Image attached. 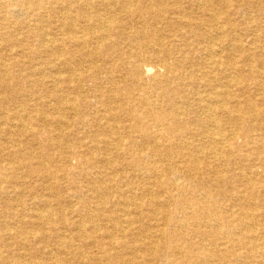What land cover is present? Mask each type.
<instances>
[{
    "label": "bare ground",
    "instance_id": "bare-ground-1",
    "mask_svg": "<svg viewBox=\"0 0 264 264\" xmlns=\"http://www.w3.org/2000/svg\"><path fill=\"white\" fill-rule=\"evenodd\" d=\"M255 11L0 0V264H264Z\"/></svg>",
    "mask_w": 264,
    "mask_h": 264
},
{
    "label": "rangeland",
    "instance_id": "rangeland-1",
    "mask_svg": "<svg viewBox=\"0 0 264 264\" xmlns=\"http://www.w3.org/2000/svg\"><path fill=\"white\" fill-rule=\"evenodd\" d=\"M254 14L256 15V17H258V22H257V23H258L259 26H258L257 28L260 27L261 29H263V28H264V22L261 21L262 14L258 13V11H255ZM246 15H247V16H246ZM249 16H250V15H249ZM249 16H248V14H245V16H244V15H243V16H240V18L243 19V20H245V21H248L249 18H250ZM259 31H260V30H259ZM260 32H261V31H260ZM248 33H249V32H248ZM250 37H252V35L250 36V35L248 34V36H247V34H245V35H244V38H245V40H246L245 42H247V40H248Z\"/></svg>",
    "mask_w": 264,
    "mask_h": 264
}]
</instances>
